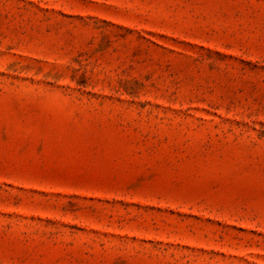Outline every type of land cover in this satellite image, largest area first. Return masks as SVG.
<instances>
[{
    "label": "rangeland",
    "instance_id": "obj_1",
    "mask_svg": "<svg viewBox=\"0 0 264 264\" xmlns=\"http://www.w3.org/2000/svg\"><path fill=\"white\" fill-rule=\"evenodd\" d=\"M0 264H264V0H0Z\"/></svg>",
    "mask_w": 264,
    "mask_h": 264
}]
</instances>
